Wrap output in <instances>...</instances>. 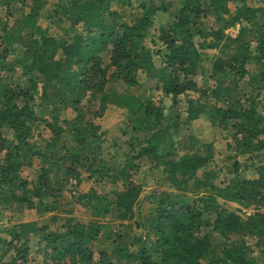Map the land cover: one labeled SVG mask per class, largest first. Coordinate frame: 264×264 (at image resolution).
<instances>
[{
  "label": "trees",
  "instance_id": "trees-1",
  "mask_svg": "<svg viewBox=\"0 0 264 264\" xmlns=\"http://www.w3.org/2000/svg\"><path fill=\"white\" fill-rule=\"evenodd\" d=\"M12 1L0 6L8 12ZM30 2L13 31L0 22V210L40 207L61 224L2 225L0 264H24L30 234L48 250L40 264H264V0H58L44 15L59 28L53 34L39 23L47 0ZM160 12L170 18L155 28ZM236 26L234 36L225 32ZM13 64L18 76L1 75ZM157 88L173 104L183 96L184 123L207 117L227 131L224 179L211 167V143L166 147L178 114L155 100ZM108 105L124 121L105 159L96 120ZM141 162L153 175L144 218ZM25 168H34L30 180ZM249 168L253 177L243 174ZM107 176L121 183L111 197L77 190ZM69 183L90 209L87 222L62 208ZM243 209L251 211L243 217ZM100 239L108 245L94 260Z\"/></svg>",
  "mask_w": 264,
  "mask_h": 264
},
{
  "label": "rangeland",
  "instance_id": "rangeland-1",
  "mask_svg": "<svg viewBox=\"0 0 264 264\" xmlns=\"http://www.w3.org/2000/svg\"><path fill=\"white\" fill-rule=\"evenodd\" d=\"M58 0H47V3L45 5V8L43 10V15L39 18V23L42 27L48 28V32L53 34L54 32H59V28L56 27L55 24H50L49 18L44 16L48 14V11L53 7V4L56 3ZM255 2V0H250L248 4L252 5V2ZM256 3V2H255ZM31 2L30 0H13L11 2V5L9 6V11H6L5 6H0V22L3 24H6L7 29L14 30V22L18 17H20L23 13H27L29 6ZM255 5V4H253ZM236 6V3H230L229 8L230 10H234ZM112 8H119L118 5L115 3L112 4ZM169 14L160 12L158 17L156 18V23L153 25L155 28L161 24L166 23L169 19ZM2 28V25H0ZM0 28V29H1ZM153 29V27H152ZM153 31V30H151ZM237 31V26L234 28H229L225 30L226 33H228L231 36H234ZM148 43V40H147ZM208 55H221L222 53H219L216 50H208L206 51ZM18 53H10L5 58V63L9 66L11 65L13 59L17 57ZM205 57V56H204ZM157 62V61H155ZM12 71H9L7 68L3 69L1 71V75L6 76H18L20 74L19 67L17 65L13 64ZM248 71L250 73L254 72V64L248 63L247 64ZM207 77V74L204 76L198 75L196 77L197 82L200 84L205 80ZM149 85L154 86L155 81L151 80L149 82ZM242 86L247 89V85L242 83ZM142 90H140L141 92ZM155 94V100L158 102L157 98L162 99V105L165 107V110H170L172 118L178 114L176 117L177 122L179 121L177 127L170 128V132L173 136L170 134L166 137V147L173 142L174 147L176 146L179 149L180 153H183L184 151L190 149V146L192 143H195V141L199 140L203 143H211L213 146V164H211V167H214V170L220 173V178L224 179V175L226 176V170L227 168L224 167V171L221 173V168L225 166L223 164L226 157H230L233 155V152H231L229 149L226 148L225 143L230 141V138L228 136L227 131H224L222 127L218 128L215 124H213L207 117H201L199 119L191 120L188 123H184L185 121V113L183 112L184 99L183 96L180 95L177 99V102L173 104V102L170 100L169 96H164L161 92L160 88L154 89ZM190 95L194 96L193 93H190ZM173 104V105H172ZM70 110L67 111V115L70 114ZM124 116L112 105H108L104 111V113L97 118L96 122L101 126V130L104 133L105 141L103 142V157L107 159L106 155L107 152L110 153L109 156L115 154V150L117 149V144L113 146V142L118 140L120 137L121 128L123 125ZM175 129V130H172ZM111 145V148L107 149L108 146ZM119 149V148H118ZM123 150V149H119ZM239 163L241 164L240 169H244L245 164L247 163V159L245 155H239L237 157ZM110 163L113 166H117L119 164V160L110 161ZM142 165H140V169L135 174V177L139 180H142L143 184H145V188L143 190V196L140 197L139 200V214L141 218H144L149 213V208L152 207V202H150L151 198H149L148 194L151 189H153L152 180L153 175L150 171L147 170V165L144 162H141ZM23 175L27 177L28 180L34 177V168H25L22 171ZM243 174L246 177H253L255 173L251 168L247 169L246 171H243ZM111 174H109L110 176ZM231 175V174H230ZM107 176L106 181L102 182L97 178L92 179H83L81 184L78 186L77 190L79 192H88L90 195L93 193L99 195L104 194L108 197H111L113 195L114 188L117 186H120V182L113 183L111 181V178H108ZM72 183V182H71ZM69 183L66 188H63L62 195L59 197L60 201L63 203L62 208H73L72 214L79 219L82 222H87L90 218V209L89 208H83L81 207L77 202L75 195L73 192V187ZM227 207L231 210H235L237 208V204L233 202H228ZM237 210V209H236ZM251 209H243L239 214L245 217ZM52 213H44L40 207L32 208V209H23L19 211L16 206H13L12 208H6L3 210H0V227L2 225H10L17 222H28V221H35L38 225H43L46 223H51L52 228L56 226H60L61 224L59 219L56 222H52L50 219V216ZM58 216H64L63 213H59ZM103 236V235H102ZM248 241L250 243L253 242L252 238H249ZM28 242L30 244L29 248V259L24 264H40L44 258L43 254L44 252H48V250L44 249V241L39 238V235L30 234L28 237ZM106 241L100 239L98 242L94 243V260H96L99 256V251L102 249H105L107 247ZM13 256V255H12ZM6 259L10 258V255L8 254L6 256ZM32 259V261L30 260ZM18 261H20L18 259ZM51 264V262H50ZM62 264H71L68 259L66 258L64 260V263Z\"/></svg>",
  "mask_w": 264,
  "mask_h": 264
}]
</instances>
